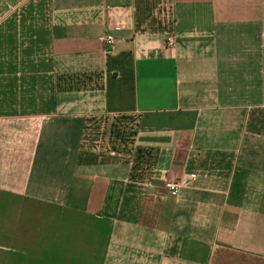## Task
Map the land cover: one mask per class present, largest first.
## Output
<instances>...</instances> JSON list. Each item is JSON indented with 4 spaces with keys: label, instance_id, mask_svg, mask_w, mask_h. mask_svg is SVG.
Returning <instances> with one entry per match:
<instances>
[{
    "label": "crops",
    "instance_id": "0c3cea01",
    "mask_svg": "<svg viewBox=\"0 0 264 264\" xmlns=\"http://www.w3.org/2000/svg\"><path fill=\"white\" fill-rule=\"evenodd\" d=\"M0 264H264V0H0Z\"/></svg>",
    "mask_w": 264,
    "mask_h": 264
},
{
    "label": "built area",
    "instance_id": "2783aa9c",
    "mask_svg": "<svg viewBox=\"0 0 264 264\" xmlns=\"http://www.w3.org/2000/svg\"><path fill=\"white\" fill-rule=\"evenodd\" d=\"M100 41L104 43L107 46H113L115 44V39L111 35H105L101 36ZM174 44L173 38L168 39V45L171 47ZM195 181V178H190V179H184V180H179V181H169L166 182L165 184V190L168 194L172 195H178L180 193L181 188L184 185H192L193 182Z\"/></svg>",
    "mask_w": 264,
    "mask_h": 264
}]
</instances>
